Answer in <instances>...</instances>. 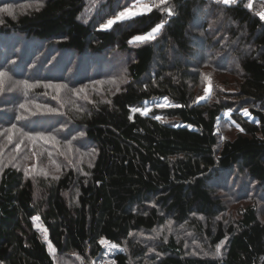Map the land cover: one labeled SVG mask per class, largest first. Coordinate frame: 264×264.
Returning a JSON list of instances; mask_svg holds the SVG:
<instances>
[{
  "label": "trees",
  "instance_id": "obj_1",
  "mask_svg": "<svg viewBox=\"0 0 264 264\" xmlns=\"http://www.w3.org/2000/svg\"><path fill=\"white\" fill-rule=\"evenodd\" d=\"M39 4L0 17L2 94L15 90L11 103L34 114L17 123L31 138L35 130L57 128L73 151L90 147L92 155L57 176L1 169L0 264H54L34 227L37 216L57 253L96 256L101 239L124 245L132 232L171 220L206 234L207 244L225 240L223 254L193 255L169 236L146 264H264V224L254 206L244 205L226 224L215 195L229 174L247 178L264 196V20L258 15L264 4L157 0L159 7L107 29L102 25L128 7L126 0H101L95 23L82 19L86 0ZM166 8L173 14L165 15ZM161 24L153 39L130 43ZM212 46L231 50L239 71L223 103L193 98L201 81L197 61ZM118 55L126 78L109 86L102 64ZM164 98L179 106L131 111ZM224 111L243 131L219 135ZM129 257L117 251L113 262L130 264Z\"/></svg>",
  "mask_w": 264,
  "mask_h": 264
},
{
  "label": "rangeland",
  "instance_id": "obj_2",
  "mask_svg": "<svg viewBox=\"0 0 264 264\" xmlns=\"http://www.w3.org/2000/svg\"><path fill=\"white\" fill-rule=\"evenodd\" d=\"M126 1L128 7L125 10L131 8L134 3L137 4V8H141L143 6H152L157 2V0ZM40 2L41 0H0V9L8 8L10 13L15 14L24 7L29 9ZM100 2L101 0H86L82 15L84 21L95 23L101 18V9L97 12ZM258 5L261 6L259 3ZM135 10L133 9V11ZM3 13L5 12L0 11V17ZM200 55L196 65L201 74V81L195 89L193 98L201 102L212 100L223 103L226 99H229L225 94L226 90L232 87L233 82L238 77L239 71L235 64V54L231 50L214 49L212 46L210 50L203 49ZM213 55H218V57H213ZM118 59L108 60L107 63L102 64L106 71L105 79L108 81L107 85L109 86L118 87L125 81L124 63H121L123 59L119 55ZM99 73L104 75L103 71H99ZM205 77L211 78V93L206 99L199 100V97L204 96V89L208 86ZM99 79L101 80V78ZM3 81V77H0V172L2 168L9 165L29 170V172L57 176L72 165L79 167L89 162V157L92 155L91 148L87 147L86 152H84L79 147H76L73 151L70 145L58 138L57 134L60 130L57 128L50 127L49 129H40L41 131L35 130L34 133H31L34 135L33 138L29 136L30 132L19 129V121L31 118L34 114H27L17 104L11 103L13 100L11 93L15 90H9L11 91L10 94L9 91L8 94H2ZM163 100L149 102L144 108L147 107L152 110L153 107L156 108L157 103H163ZM226 112L229 111H224L223 120L219 119L217 122V131L221 136H231L238 131L236 124L233 121L230 122L228 117H225L224 114ZM248 118L251 119L250 117ZM42 132H45L43 134L44 138L41 137L38 144L36 136H41ZM9 137H11V142H9ZM47 139L52 143L51 148H48L49 141ZM17 145H19V148H17ZM227 181L226 185L215 188V195L221 200L223 206V212L220 214L219 219H222L227 224L238 217L239 209L244 205H253L259 221L264 224V196L260 192L261 189L244 177L233 178L227 174ZM241 184H244L245 188L240 187ZM170 221L167 220L163 226L153 231L132 232L128 241H124V245L114 244L115 248L102 247V250L96 256L87 253L81 257L74 252H56L55 264H114L113 255L117 251H127L130 255V264H146L160 255L162 251L159 248L166 244L169 236L183 248L185 247L190 254L215 258L221 257L223 254L225 240L215 245L207 244L206 234H204V237L200 236L192 232L190 226L175 225ZM131 244L135 245L132 249ZM137 244H140V246ZM218 245H220L219 255L216 254Z\"/></svg>",
  "mask_w": 264,
  "mask_h": 264
},
{
  "label": "snow or ice",
  "instance_id": "obj_3",
  "mask_svg": "<svg viewBox=\"0 0 264 264\" xmlns=\"http://www.w3.org/2000/svg\"><path fill=\"white\" fill-rule=\"evenodd\" d=\"M222 3L228 5L230 3L233 2V0H221ZM166 3V0H160V4H165ZM43 5L42 4H37L35 7L37 10H39L40 7H42ZM152 7H159V5H152V6H143L141 8H137V4L134 3L132 5L131 8H127L125 11H122L120 12L114 19H109L106 24L102 25L103 28L107 29V28H110L114 23L118 22V21H122V20H126V19H130L134 16H137V15H140L142 13H145V12H150L152 10ZM248 7L251 9L253 7L252 3L250 2L248 4ZM133 9H136L135 11H133ZM0 11L2 12H10V9L8 8H4V9H0ZM165 11L167 12V14L170 16L172 15V10L171 8H166ZM259 17L261 20H264V11H261L258 13ZM163 27V25H157L154 29H152V32L151 33H148L146 35H143V36H136L133 38V41H130V43H133V42H144V41H147V40H150V39H153L154 38V34L159 32V30ZM6 75V73H0V77H4ZM205 80L208 82V86L204 89V96L202 97H199V100H204L206 99L210 93H211V78L210 77H205ZM25 87H31V85H27L25 84ZM48 87H51V85H48ZM57 89L59 90V87L60 86H56ZM179 105H172L170 104V102L168 101L167 98H164L163 100V103H157L156 104V107H178ZM21 107H24L23 105H21ZM131 111L133 113H136V112H139L141 115H147L148 112L150 111L149 108L145 107V108H133L131 109ZM242 114L245 116V117H250V113L248 111V109H243L242 110ZM225 117H228L231 115L230 112H226L225 114ZM155 119L157 120H160L162 119L160 116H156ZM237 129L239 131H243V129L239 128V125H236ZM224 137H221V140H223ZM9 142H11V137H9ZM17 148H19V145H17ZM91 166V165H89ZM29 173H28V170H25V175L27 176ZM45 175H47L45 173ZM40 220V217H33V222H34V227L37 228L38 231H40L44 237V241L45 243L47 244L48 246V252H49V255L53 257V262L55 264V257H56V249L53 247V245L51 244V242L48 240V237H47V229L43 227L42 224H37L36 222ZM101 247H112V248H115L116 246L114 244H110L109 241L107 240H104V239H101L99 241ZM223 243V242H221ZM216 254L219 255L220 254V245L217 246L216 248Z\"/></svg>",
  "mask_w": 264,
  "mask_h": 264
},
{
  "label": "built area",
  "instance_id": "obj_4",
  "mask_svg": "<svg viewBox=\"0 0 264 264\" xmlns=\"http://www.w3.org/2000/svg\"><path fill=\"white\" fill-rule=\"evenodd\" d=\"M259 1L264 4V0H259Z\"/></svg>",
  "mask_w": 264,
  "mask_h": 264
},
{
  "label": "water",
  "instance_id": "obj_5",
  "mask_svg": "<svg viewBox=\"0 0 264 264\" xmlns=\"http://www.w3.org/2000/svg\"><path fill=\"white\" fill-rule=\"evenodd\" d=\"M165 15H167V12L165 11Z\"/></svg>",
  "mask_w": 264,
  "mask_h": 264
}]
</instances>
